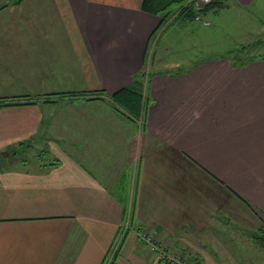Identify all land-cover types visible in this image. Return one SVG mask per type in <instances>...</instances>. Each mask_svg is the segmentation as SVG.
Listing matches in <instances>:
<instances>
[{"label":"crops","instance_id":"obj_1","mask_svg":"<svg viewBox=\"0 0 264 264\" xmlns=\"http://www.w3.org/2000/svg\"><path fill=\"white\" fill-rule=\"evenodd\" d=\"M45 1L0 11L4 50L18 19L20 63L53 69L39 98L21 76L0 79L23 87L1 91L20 103L5 109L36 116L0 152L31 139L49 148L38 159L8 152L0 169V264H105L116 244L109 264H162L141 231L174 254L214 243L221 227L264 228V57L169 63L159 55L181 45L173 26L164 33L172 45L154 48L152 60L164 64L155 61L140 85L152 35L163 28L144 0ZM228 1L250 30L264 32V0ZM125 88H141L147 102L137 121L114 108L111 96ZM88 91L102 96L84 98Z\"/></svg>","mask_w":264,"mask_h":264},{"label":"rangeland","instance_id":"obj_2","mask_svg":"<svg viewBox=\"0 0 264 264\" xmlns=\"http://www.w3.org/2000/svg\"><path fill=\"white\" fill-rule=\"evenodd\" d=\"M211 2L212 0H189L184 6L177 8V10L175 9L171 13V15L162 24V30L160 29L161 31L158 32L151 40L145 64L146 66L142 70L144 73L140 78L143 80L141 82H144L146 85L149 77L151 76V71L153 69H158V65L155 66V61L157 64V60L160 61V59L157 58V60H152L155 45L158 43H160V47L166 46L168 43L172 45L170 38L169 40L167 38L170 34L164 33L170 30V28H174L173 26H176L173 29V32H175L176 29L178 34H176L178 37L174 35L171 36L173 44L178 42L181 43V45L179 44L180 47L176 50L172 48L174 52H169V55H163L162 53L159 55L166 61L171 59L169 63L171 61L174 62L176 60L187 59L188 61L186 62L189 64L192 57L195 59H208L210 57H217L221 55L226 56L228 59H233V57H235L236 60L264 57V32H261V28L252 27L250 30V25L253 23L249 22L245 18V12L241 11L239 8L232 7L229 10V1L226 3V8L217 11L211 10L209 12H202ZM5 4H7V7L2 8ZM189 4L193 6L195 11L198 13L197 18L194 21L178 20L180 13H182ZM12 6H14V4L11 0H0V11ZM28 6H25L23 12H26L28 8L31 9L35 7L32 4H29ZM41 7L51 8V5L46 0ZM41 7L39 6V10ZM5 22V20H0V79L13 80L17 78V80L20 81L18 78L21 76L23 78L21 81H23V84L25 83L24 85L28 86L30 90V98L43 97L44 95L37 97V92L46 91V88L49 86L46 82L49 78H51L47 76L50 75V72H53V69L43 65L38 67L30 61H21L20 63V59L16 57V54H19L20 52V44H22L20 42L21 31L18 19H16L13 23L15 25L13 27L14 29H11V27L9 31L10 41L8 46H10V49L6 48L4 50L6 46L3 43V39L6 35L3 34L2 30ZM178 23L180 24L178 25ZM181 24H184V26H181ZM181 27H184V29H182L183 32H180ZM179 33L182 36H179ZM161 34L164 35L160 39ZM54 40L58 39L55 37ZM65 44H67V42H65ZM15 48H18L19 50H13ZM6 55H9V58H6ZM163 61L160 62L163 63ZM166 68V66H159V69L161 70ZM79 70L80 69L76 68L75 73L77 72V74H79ZM56 71L63 72L65 69H56ZM9 82L10 84H5L3 81L5 85H2L3 83L0 82V94L1 91L2 94H12L18 92V89L22 90L23 87L21 83H17V81ZM92 92L90 94H85L86 96H84V98L89 97L92 99L93 97L102 96L96 95L97 93ZM0 99L6 101V103L11 101L9 98L4 97H1ZM37 100V102L41 101V99ZM143 113L144 110L140 118H142ZM35 118L36 116H23V114L19 113V111L15 109L10 111L5 108H0V143H16L17 141L15 142L14 140H17L18 136H25L24 132H26V128L28 130L31 123L35 121ZM9 139L14 140H10L8 142L7 140ZM18 139L20 140L21 138ZM48 149V147L43 146V143L41 144L35 139H31L30 141L24 140L21 143L19 141L18 144H13L3 150L11 152L14 158L38 159L39 156L46 157ZM124 226L130 228L129 219L124 222ZM219 231L220 232H215L212 237L208 238L214 243H198L201 249L198 248L196 251L186 247L182 248L183 245H181L180 251H178V253H174L175 255L173 254V256H175V259L179 261V264H264V232H248L233 227L228 229L226 227H221ZM124 232L125 228L122 231V235ZM143 234L153 237L146 231H141L139 233V235ZM156 243L159 247H165L164 244L161 245L157 241ZM116 247L117 244L109 253L110 256L105 264H109L111 259L115 256ZM198 251L203 255H200ZM161 260L163 261L164 259ZM165 261L166 262H163L162 264H169L167 260Z\"/></svg>","mask_w":264,"mask_h":264},{"label":"trees","instance_id":"obj_3","mask_svg":"<svg viewBox=\"0 0 264 264\" xmlns=\"http://www.w3.org/2000/svg\"><path fill=\"white\" fill-rule=\"evenodd\" d=\"M22 0H11L14 5L19 4ZM189 0H144L142 10L146 13L153 14L159 16L162 20V24L165 20L171 15V13L177 8L184 6ZM228 0H212V2L204 9L202 12H209L211 10H220L226 8V3ZM7 7V5L2 8ZM198 16V13L195 11L193 6L190 4L184 9L182 13H180L178 20L184 21H194ZM160 28V27H159ZM158 31H156L152 35V39ZM144 71L140 76H143ZM136 82L141 83V79L137 78ZM91 92H82V94H90ZM95 93V92H92ZM75 94V93H74ZM112 101L114 108L123 114L124 116L137 121L146 108V100L144 101V95L141 88L133 89V88H125L112 96ZM13 101H6L0 99V108L11 107L20 105V103H12ZM26 105L31 103H25ZM258 232H264V228L258 230ZM164 259L163 261H165Z\"/></svg>","mask_w":264,"mask_h":264},{"label":"built area","instance_id":"obj_4","mask_svg":"<svg viewBox=\"0 0 264 264\" xmlns=\"http://www.w3.org/2000/svg\"><path fill=\"white\" fill-rule=\"evenodd\" d=\"M124 228L126 232L128 230V227L124 226L123 229ZM139 237L150 247L151 252L158 254L160 259H166L169 264H179V261L175 259V256H173L172 253L166 252L164 248L158 246L154 237L147 236L146 234L139 235Z\"/></svg>","mask_w":264,"mask_h":264},{"label":"water","instance_id":"obj_5","mask_svg":"<svg viewBox=\"0 0 264 264\" xmlns=\"http://www.w3.org/2000/svg\"><path fill=\"white\" fill-rule=\"evenodd\" d=\"M9 156V153L7 151L0 152V169L4 167L6 163V158Z\"/></svg>","mask_w":264,"mask_h":264}]
</instances>
